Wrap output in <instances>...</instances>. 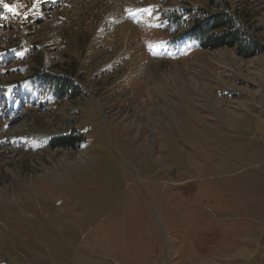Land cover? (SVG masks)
Returning a JSON list of instances; mask_svg holds the SVG:
<instances>
[{
    "label": "rangeland",
    "instance_id": "1",
    "mask_svg": "<svg viewBox=\"0 0 264 264\" xmlns=\"http://www.w3.org/2000/svg\"><path fill=\"white\" fill-rule=\"evenodd\" d=\"M44 2L0 3V264H264V0Z\"/></svg>",
    "mask_w": 264,
    "mask_h": 264
},
{
    "label": "trees",
    "instance_id": "2",
    "mask_svg": "<svg viewBox=\"0 0 264 264\" xmlns=\"http://www.w3.org/2000/svg\"><path fill=\"white\" fill-rule=\"evenodd\" d=\"M195 23L190 29V39L193 43H199L202 49L236 48L238 54L243 58H251L257 55L254 48L246 47L249 38L227 13L221 12L212 15L204 24ZM62 97H75V93H63ZM82 143H84V140L81 138L66 136L52 139L49 146L52 149H73L76 151Z\"/></svg>",
    "mask_w": 264,
    "mask_h": 264
},
{
    "label": "bare ground",
    "instance_id": "3",
    "mask_svg": "<svg viewBox=\"0 0 264 264\" xmlns=\"http://www.w3.org/2000/svg\"><path fill=\"white\" fill-rule=\"evenodd\" d=\"M112 1V0H111ZM44 3H49L48 2V0H45V2ZM46 5V4H45ZM49 6V5H48ZM51 8V7H50ZM52 9V8H51ZM39 10L41 11V10H43V11H46V12H44L43 14H46L48 11H50L49 9H48V7H45V6H40V5H37L36 7H35V9H34V11L32 12L33 13V15H36V14H38V13H40L39 12ZM53 16V15H52ZM124 28V27H123ZM123 34V33H122ZM127 36H128V34H127ZM127 36H123V38L126 40L127 39Z\"/></svg>",
    "mask_w": 264,
    "mask_h": 264
},
{
    "label": "snow or ice",
    "instance_id": "4",
    "mask_svg": "<svg viewBox=\"0 0 264 264\" xmlns=\"http://www.w3.org/2000/svg\"><path fill=\"white\" fill-rule=\"evenodd\" d=\"M3 2V0H0V3H2ZM5 7H7V5H5ZM10 10H13V11H15V9L13 8V9H10Z\"/></svg>",
    "mask_w": 264,
    "mask_h": 264
}]
</instances>
